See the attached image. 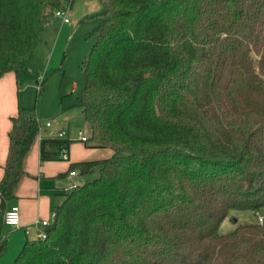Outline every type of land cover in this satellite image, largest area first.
I'll return each mask as SVG.
<instances>
[{
    "label": "trees",
    "instance_id": "obj_1",
    "mask_svg": "<svg viewBox=\"0 0 264 264\" xmlns=\"http://www.w3.org/2000/svg\"><path fill=\"white\" fill-rule=\"evenodd\" d=\"M80 105L90 146L108 158L70 170L99 176L68 190L14 264H264V219L219 226L230 209L264 207V0H100ZM75 0H0V78L25 68L58 8ZM41 125L18 106L0 179L7 202L28 173ZM87 140V141H88ZM71 140L44 137L40 158Z\"/></svg>",
    "mask_w": 264,
    "mask_h": 264
},
{
    "label": "rangeland",
    "instance_id": "obj_2",
    "mask_svg": "<svg viewBox=\"0 0 264 264\" xmlns=\"http://www.w3.org/2000/svg\"><path fill=\"white\" fill-rule=\"evenodd\" d=\"M103 11L100 0H75L68 9L69 22L54 14L36 49L24 60L25 68L17 75L19 104L38 109L41 128L45 127L46 121H51L52 126L47 129H69L75 142H80V128L88 137L91 135L89 122L80 105L81 92L86 84L83 62L94 44L92 33L103 20ZM98 152L101 155L108 153L109 149ZM98 176L99 169L95 168L90 173H78L74 182L81 183ZM260 216L264 217V207L258 211L230 209L219 230L221 233L231 232L239 223L256 222ZM22 232L19 227L3 224L6 250L0 252V264H14L23 246Z\"/></svg>",
    "mask_w": 264,
    "mask_h": 264
},
{
    "label": "crops",
    "instance_id": "obj_3",
    "mask_svg": "<svg viewBox=\"0 0 264 264\" xmlns=\"http://www.w3.org/2000/svg\"><path fill=\"white\" fill-rule=\"evenodd\" d=\"M17 75L15 72H8L0 78V179L3 175L2 165L5 163L8 153V131L11 127V117L17 114L20 105L16 93ZM46 123L45 127L41 128L26 157L24 168L28 174L22 179L16 196L9 200L7 204V207L13 204L20 207L21 225L19 228L24 231L22 232L24 237L22 245L27 240L37 239L41 236L46 227L41 223H36V220L50 218L56 208L65 200L68 191L67 186L74 182V177L78 173L83 174L79 168H76L78 173L70 175V165L72 163L103 159L113 155L111 148L92 147L89 140L82 141L79 134L81 128L78 130V140L80 142H75V139L69 135L70 130L67 129L66 137L72 141L69 147V159L42 161L40 158L41 139L56 137L61 130H64L60 127L47 129V127L52 126V123L50 125ZM102 149H109V152L98 155L100 153L98 151Z\"/></svg>",
    "mask_w": 264,
    "mask_h": 264
},
{
    "label": "built area",
    "instance_id": "obj_4",
    "mask_svg": "<svg viewBox=\"0 0 264 264\" xmlns=\"http://www.w3.org/2000/svg\"><path fill=\"white\" fill-rule=\"evenodd\" d=\"M70 6H66L63 8H58L55 11V15L61 17L64 22H69L70 18L68 16V9ZM51 122H47V125H50ZM67 132L65 130H61L58 134V136H66ZM79 134H80V139L82 141H87L89 139V137L84 134L83 129L79 130ZM61 158L68 160L69 159V152L66 149H63V151L60 153ZM78 173L77 169H72L70 170V175H76ZM77 185L76 182H72L67 186V190H71L72 188H74ZM56 216V212H53L50 218H46V219H37L36 223H41L43 226H48L50 225L53 221L54 218ZM264 217L260 216L259 217V221H263ZM4 221L5 224L11 225V226H16L19 227L21 225V214H20V207L17 204H13L11 205L5 212L4 214ZM47 236V232L43 231L41 233V237L42 238H46Z\"/></svg>",
    "mask_w": 264,
    "mask_h": 264
}]
</instances>
